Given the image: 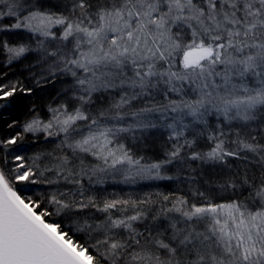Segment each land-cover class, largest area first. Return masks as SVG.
<instances>
[{"label":"snow or ice","instance_id":"snow-or-ice-1","mask_svg":"<svg viewBox=\"0 0 264 264\" xmlns=\"http://www.w3.org/2000/svg\"><path fill=\"white\" fill-rule=\"evenodd\" d=\"M0 56V115L60 83L0 137V264H264V0H0ZM146 181L186 191L100 195Z\"/></svg>","mask_w":264,"mask_h":264},{"label":"trees","instance_id":"trees-1","mask_svg":"<svg viewBox=\"0 0 264 264\" xmlns=\"http://www.w3.org/2000/svg\"><path fill=\"white\" fill-rule=\"evenodd\" d=\"M4 57L0 56V62H3ZM27 61L25 62V64ZM5 69H8V75L4 78L5 80H20L25 86H32V81L30 79V73L24 65L14 62V65L10 68L5 65ZM4 69H0L3 71ZM36 72L40 69L36 68ZM60 83L57 81L55 85L48 84L42 89L37 88L32 96H26L22 105H18L14 110L11 111L10 115H0V137L5 136L7 133H14L16 131H22L21 128L9 129L6 122H11L12 120H17L18 124H22L27 117L25 116L26 106L35 102L38 106L43 107V105L52 102V98L55 97L56 90L59 89ZM19 95V94H18ZM25 142L29 144L30 151L26 155H32L34 153H39L43 151H51L55 145L53 143L45 142L41 138L34 140L31 134H25ZM11 166V165H9ZM178 189L180 191H186L183 184L176 181H146L141 182L136 185H126L119 183H107L103 186L100 191L102 196L117 195L123 198H141L150 193L163 192V193H177Z\"/></svg>","mask_w":264,"mask_h":264}]
</instances>
